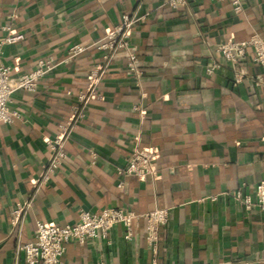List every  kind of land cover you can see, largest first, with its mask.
<instances>
[{
	"label": "crops",
	"instance_id": "obj_1",
	"mask_svg": "<svg viewBox=\"0 0 264 264\" xmlns=\"http://www.w3.org/2000/svg\"><path fill=\"white\" fill-rule=\"evenodd\" d=\"M165 2L0 0V42L25 35L1 47L13 79L48 56L60 62L37 92L15 93V122H0V264H25L17 248L33 241L38 221L70 225L82 210L120 207L169 210L157 264H264V213L236 197L241 192L255 202L256 185L264 180V84H256L264 69L250 54L247 79L234 86L230 64L217 53L228 40L255 32L264 39V0H246L241 14L219 0L180 10ZM135 13L144 18L132 29L141 81L128 74L124 59L112 63L99 88L102 99L89 104L67 144L68 158L37 188L50 157L46 141L70 118L101 59L91 50L63 62L68 50L99 41ZM218 61L221 67L209 74ZM150 148L157 151V177L118 173L137 150ZM29 201L13 224V211ZM109 234L101 241H72L62 264H152L144 220L131 240L123 225Z\"/></svg>",
	"mask_w": 264,
	"mask_h": 264
},
{
	"label": "built area",
	"instance_id": "obj_2",
	"mask_svg": "<svg viewBox=\"0 0 264 264\" xmlns=\"http://www.w3.org/2000/svg\"><path fill=\"white\" fill-rule=\"evenodd\" d=\"M199 0H166L165 5L173 10H180L189 5L190 2ZM217 1V0H215ZM228 2L237 14L244 12L246 0H219ZM142 17L138 14H126L121 22L116 25L106 36L91 43L75 44L70 47L63 62L74 60L88 51L101 53L99 63L88 75L87 87L78 94V103L73 108V113L66 123L59 125L54 136L46 141V148L50 152L48 162L36 182L37 188L50 182L54 175L61 169V165L68 158L66 151L67 144L73 132L85 118L89 104L95 100L102 99L99 88L105 74L117 58H122L127 65L128 74L141 81L143 71L139 63V48L132 43L133 27L140 22ZM6 30H10L6 28ZM25 39L22 33H13L0 42V122L12 124L19 117L18 111H13L11 105L17 91L28 93L37 92L40 81L50 72L55 70L60 62L55 57L40 59L37 67L29 73H25L13 79L12 67L3 62L4 44H14ZM217 53L224 61H227L232 70L233 84L238 86L247 79V72L244 67L245 59L251 54L254 62L264 69V39L255 32L243 40H228L219 43ZM221 67V63L214 62L207 72L213 74ZM256 84H264V74L256 76ZM264 140V134H263ZM157 151L155 148L139 149L128 160L125 167L119 169L121 176H133L140 180L157 177L159 168L155 164ZM95 157V156H94ZM124 183L120 182L119 187ZM256 201L250 196H243L239 192L236 197L247 209L258 208L264 213V180L256 185ZM31 201L25 206H19L13 211V224H18L23 213L31 207ZM168 209H154L147 213H135L125 208H105L100 213H92L82 210L79 214V221L70 225H49L38 221L34 230V239L30 242L19 243L18 252L25 254V264H62L68 245L72 241L86 243L88 240H106L110 231L123 225L126 229V238L131 240L134 237V229L139 221L144 220L146 224L148 247L152 251V264H157L159 255V241L161 228L169 221Z\"/></svg>",
	"mask_w": 264,
	"mask_h": 264
}]
</instances>
